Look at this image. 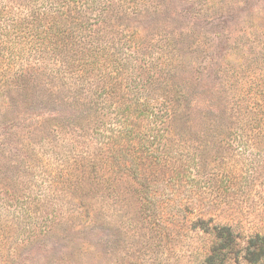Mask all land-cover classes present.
Returning <instances> with one entry per match:
<instances>
[{"label": "rangeland", "instance_id": "374dc122", "mask_svg": "<svg viewBox=\"0 0 264 264\" xmlns=\"http://www.w3.org/2000/svg\"><path fill=\"white\" fill-rule=\"evenodd\" d=\"M150 2L149 14L133 25L154 43L174 38L176 46L163 49L178 51L196 77L193 125L209 135L201 144L211 150L204 167L209 189L194 191L187 203L212 208L215 221L232 223L244 241L264 232V0ZM164 89L160 84L153 91ZM46 111L47 118L32 125L18 124L16 139L5 144L0 264H198V248L207 240L192 225L191 208L183 211L185 192L159 187L152 219L125 181L117 184V199L81 196L86 177L67 170L74 150L67 120L53 122ZM133 147L137 152L138 144ZM223 172L229 182L220 181ZM173 190L175 201L166 206ZM169 207L186 219L172 216Z\"/></svg>", "mask_w": 264, "mask_h": 264}, {"label": "trees", "instance_id": "16d2710c", "mask_svg": "<svg viewBox=\"0 0 264 264\" xmlns=\"http://www.w3.org/2000/svg\"><path fill=\"white\" fill-rule=\"evenodd\" d=\"M151 5L150 0H0V166L18 124L32 125L47 118L48 110L53 122L67 120L74 148L67 170L86 177L77 187L81 196L117 199V184L125 181L152 219L159 187L180 188L186 194L183 211L191 208L192 225L207 240L198 248V264H264V232L241 241L232 223L215 221L212 208L187 203L194 191L209 189L204 167L211 150L201 147L209 135L193 125L196 77L186 72L178 51L163 49L176 46L174 38L154 43L133 25ZM160 84L163 93H154ZM229 176L223 172L220 181L229 182ZM174 190L164 197L166 206L175 201ZM172 209V216L186 219L181 209Z\"/></svg>", "mask_w": 264, "mask_h": 264}]
</instances>
